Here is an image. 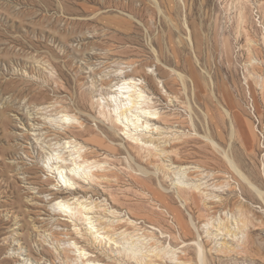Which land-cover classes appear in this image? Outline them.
Returning <instances> with one entry per match:
<instances>
[{
	"label": "rangeland",
	"instance_id": "rangeland-1",
	"mask_svg": "<svg viewBox=\"0 0 264 264\" xmlns=\"http://www.w3.org/2000/svg\"><path fill=\"white\" fill-rule=\"evenodd\" d=\"M129 63L165 153L139 151L100 104ZM64 134L103 166L69 198L112 244L55 206L50 188L67 190L45 164L72 166ZM92 260L264 264V0H0V264Z\"/></svg>",
	"mask_w": 264,
	"mask_h": 264
},
{
	"label": "bare ground",
	"instance_id": "bare-ground-1",
	"mask_svg": "<svg viewBox=\"0 0 264 264\" xmlns=\"http://www.w3.org/2000/svg\"><path fill=\"white\" fill-rule=\"evenodd\" d=\"M126 68L129 69L132 68L131 69L132 73L127 74L128 71L130 70L126 71L124 68L121 69V72L119 73L120 79H118L117 83L111 86L112 87L111 89H113L112 93L108 97L107 101H105V99L102 98L100 100L101 101L100 104L102 105L108 104L107 108L111 107L112 110H111L110 118L112 117V122H113L112 126L120 127L124 136H126L127 139L133 141L134 144H136V148H140L139 151L143 150L144 148L145 149L148 148V149H155V151L157 152L163 151V153H165L164 150L161 149V147H159L158 144H156V140H155L156 139L155 135L161 133L164 130V127L158 124L162 118V114L160 113L159 109H155L154 107L155 102H153L154 98L150 96L148 93L149 82L147 83V80L145 78L143 80V78L132 76L133 72L136 69L133 64L129 63ZM159 84L157 83V85ZM52 106L55 105L49 104L46 107L49 108ZM61 119L62 120L65 119L66 121L71 120L73 122H76L80 127L83 128L84 123L80 121L78 118H75L74 116L65 114L62 116ZM53 135L59 136L61 134H59V131L57 132L54 131ZM69 135L64 134L62 135V137L68 139L65 144L68 146V148L71 149L72 152L71 154L72 166L70 168L55 166L52 163L53 158H51V156H50L51 159L50 158L47 159L49 160L48 161L49 163L45 164L47 165L45 167L47 168L48 171H51L56 174V178L58 181L57 186L64 187L67 190V192L56 190V188L54 187H51L49 191L52 195H54L55 199H60L62 197L65 198V199H61L60 201H57L55 206L57 207L60 213H63L66 217H69L74 222L75 220L82 222L86 227L85 230L87 231L90 240H94L100 243L104 242L106 244H112L114 242L112 237L103 231L104 230L103 227L102 228L99 227L98 224L99 221L96 219L94 215H92V213H94L93 211L95 206L92 207V205H90L91 203L87 204V201H81L80 198H76V197L69 198L74 194H80V192L84 194L87 190L86 188L87 185H91V186L94 185L95 182L100 177L99 175L95 174V170L97 171L98 169H102L103 167L102 164L98 163L97 161L89 160L88 156L94 152L93 148L83 146L81 143L74 140V138H71L73 136L72 134H71L72 136ZM141 155L142 153L140 152V156L138 157H141ZM228 162L230 163L233 170L243 180L247 181L252 186L248 178L238 169V167L233 163V161L229 159ZM38 178L37 177L36 179L33 178L34 180H31L30 178V182H28L29 186L27 187V189L29 191L28 193H30L31 195L32 202L33 200L35 202V198L38 197V195L40 194L39 186H41L42 182ZM81 183H83L84 185ZM74 227H75V232L77 231L79 232L80 229L78 228L77 223L74 224ZM87 240H89V238ZM78 243L80 242L78 241ZM72 244L74 245L76 253L80 258H87L89 253L82 246L81 247L78 246L76 242ZM88 264H100V263H98L97 261L93 262L92 260V262H89Z\"/></svg>",
	"mask_w": 264,
	"mask_h": 264
}]
</instances>
